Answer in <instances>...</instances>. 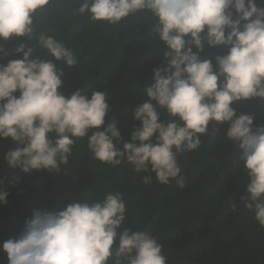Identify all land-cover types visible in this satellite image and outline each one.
<instances>
[{"label":"clouds","instance_id":"9594fccd","mask_svg":"<svg viewBox=\"0 0 264 264\" xmlns=\"http://www.w3.org/2000/svg\"><path fill=\"white\" fill-rule=\"evenodd\" d=\"M58 2L0 0V41H27L14 52L0 43V61L22 55L0 62V140L12 145L3 153L7 166L26 174L61 173L86 140L95 160L112 167L127 161L145 174V184L154 173L160 184L175 181L183 189L186 174L178 157L198 150L202 135L216 138L217 125L228 123L226 135L242 150L248 181L239 201L264 228V126L233 107L257 98L264 102V7L257 0H75L73 14L93 24L118 26L138 20L141 12L150 15L152 34L168 49L153 69L154 83L142 88L148 99L133 110L138 123L127 142L118 121L106 123L112 109L105 89L79 86L68 96L60 91L64 72L58 65L77 67L80 61L73 48L43 28ZM206 46L227 52L216 55L214 64L201 56ZM8 195L0 190V204ZM128 213L119 190L59 211L33 210L19 237L3 244L8 264H167L151 231L118 232Z\"/></svg>","mask_w":264,"mask_h":264},{"label":"trees","instance_id":"16d2710c","mask_svg":"<svg viewBox=\"0 0 264 264\" xmlns=\"http://www.w3.org/2000/svg\"><path fill=\"white\" fill-rule=\"evenodd\" d=\"M257 2L264 7L262 0ZM76 7L75 0L58 2L43 25L79 57L77 67L58 65L64 72L60 91L68 96L79 86L88 91L105 89L112 109L106 123L118 121L124 140L131 142L130 133L138 123L133 119V110L148 99L141 94L142 88L154 83L153 69L161 65L168 49L158 35L152 34L150 15L145 18L141 12L138 20L111 26L74 15ZM41 30L37 23L36 31ZM22 42L27 43L24 38L0 41L10 52ZM226 52L223 46H206L201 56L213 59L215 64V56ZM9 59H22V55H11L0 62ZM233 107L237 115L253 114L255 125L264 126V102L260 99L237 102ZM166 115V110L161 111L162 118ZM209 127L211 131L212 124ZM217 127L220 131L216 138L202 135L198 150L178 157L186 174L183 189L175 181L160 184L154 173L152 183L145 184V174L135 172L127 161L112 167L95 160L86 140L77 144L61 173H20L19 169H10L3 159V153L12 145L0 140V179L4 180L0 190L9 193L7 203L0 204V264H8L4 242L19 237L33 210L59 211L116 190L124 195L129 211L118 232L124 228L151 231L163 246L167 264H264V228L239 201L248 183L239 159L242 150L227 137L228 123ZM117 245L118 239L114 247Z\"/></svg>","mask_w":264,"mask_h":264}]
</instances>
